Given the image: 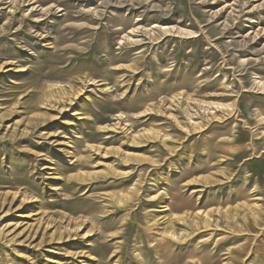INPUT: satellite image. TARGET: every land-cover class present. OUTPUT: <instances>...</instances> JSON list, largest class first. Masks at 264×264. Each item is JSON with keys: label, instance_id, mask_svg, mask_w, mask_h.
Here are the masks:
<instances>
[{"label": "rangeland", "instance_id": "1", "mask_svg": "<svg viewBox=\"0 0 264 264\" xmlns=\"http://www.w3.org/2000/svg\"><path fill=\"white\" fill-rule=\"evenodd\" d=\"M0 264H264V0H0Z\"/></svg>", "mask_w": 264, "mask_h": 264}, {"label": "bare ground", "instance_id": "2", "mask_svg": "<svg viewBox=\"0 0 264 264\" xmlns=\"http://www.w3.org/2000/svg\"><path fill=\"white\" fill-rule=\"evenodd\" d=\"M69 101V100H68Z\"/></svg>", "mask_w": 264, "mask_h": 264}]
</instances>
